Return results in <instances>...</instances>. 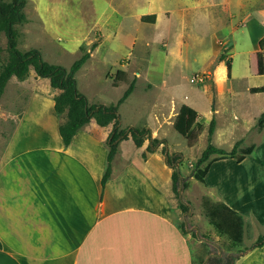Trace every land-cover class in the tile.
Returning a JSON list of instances; mask_svg holds the SVG:
<instances>
[{
    "label": "rangeland",
    "instance_id": "rangeland-1",
    "mask_svg": "<svg viewBox=\"0 0 264 264\" xmlns=\"http://www.w3.org/2000/svg\"><path fill=\"white\" fill-rule=\"evenodd\" d=\"M24 13L26 21L16 26L19 50L37 49L44 61L65 68L80 56V46L89 52L75 77L90 104H115L135 78L133 94L118 108L120 122L124 128H156L157 139H166L164 155L160 149L165 161L180 159L171 167L180 184L178 195L171 191L170 201L186 234L192 263L244 264L241 254L256 234H264V224L254 229L246 225L242 244L233 246L209 224L202 199L240 200L236 182L248 172L261 174L257 167L264 164V132L254 135L253 118L264 105V94L253 95L247 89L264 85V0H26ZM149 14H155L153 24L142 20ZM5 47L0 34L2 58ZM117 70L124 72L121 78H115ZM13 91L9 96L8 89L0 103V133L12 128L27 98L26 88ZM184 97L198 113L189 140L171 125L180 106L188 102ZM153 111L162 114L156 125ZM4 112L12 114L5 121ZM211 119L218 137L223 136V142L216 137L217 145L227 149L243 138L240 147L254 143L259 149L240 167L231 161L215 168L202 184L191 176V165L207 144ZM223 171L225 181L218 177ZM261 258L264 254L256 253L250 264L258 260L264 264Z\"/></svg>",
    "mask_w": 264,
    "mask_h": 264
},
{
    "label": "crops",
    "instance_id": "crops-1",
    "mask_svg": "<svg viewBox=\"0 0 264 264\" xmlns=\"http://www.w3.org/2000/svg\"><path fill=\"white\" fill-rule=\"evenodd\" d=\"M14 88H26L27 98L12 128L0 133V264H193L170 201L172 169L160 154L161 144L143 158L149 140L141 147L130 137L119 142L110 177L102 187L108 154L105 141L112 124L101 127L90 119L64 146L53 100L59 91L30 69L25 80H8L0 103ZM259 94L264 93L253 95ZM183 104L195 110L190 101ZM263 110L264 105L256 112L254 125ZM3 115L5 121L12 114ZM158 115L162 114L153 111L155 125L162 121ZM120 127L124 128L121 122ZM144 127L152 139L158 138L156 128H139ZM263 132L256 128L254 135ZM217 133L214 130L211 142L222 148L224 144H216ZM218 141L223 142L222 134ZM237 141L242 144L243 138ZM235 142L222 149L230 150ZM251 144L254 154L259 146ZM246 158L240 163L233 159L212 163L203 184L215 168L231 161L240 167ZM257 171L261 174L248 172L236 182L240 200L216 198L243 217L244 234L246 225L254 229L264 224V164ZM218 177L225 181L227 174L223 171ZM193 229L196 232V226ZM258 252L264 254V246L246 250L240 262L250 264Z\"/></svg>",
    "mask_w": 264,
    "mask_h": 264
},
{
    "label": "trees",
    "instance_id": "trees-1",
    "mask_svg": "<svg viewBox=\"0 0 264 264\" xmlns=\"http://www.w3.org/2000/svg\"><path fill=\"white\" fill-rule=\"evenodd\" d=\"M25 6L26 0H0V34H3L6 39L5 58L1 57L2 49H0V97L10 78L15 77L17 80L23 81L28 77L29 71L32 69L36 77L48 79L50 87L59 91L53 100L54 110L60 118L58 132L64 146L70 143V140L76 132L85 126L90 119H94L96 124L101 127L112 124V129L105 141L108 154L106 168L101 179L102 187L110 177L111 162L118 151V144L122 140L130 137L136 147H141L146 139L149 140L145 152L142 153L143 158L146 157V152H153L154 147L160 144L162 145L161 151L164 155L166 141L164 139H152L148 128L120 127L118 108L133 92L135 78L131 80L115 104H90L86 96L78 90L75 77L76 72L89 58V52L85 51L82 46L79 47V51L81 52L80 56L73 61L69 68L44 61L41 53L37 49L31 48L26 51L18 49V32L16 26L26 21V15L24 13ZM142 20L144 22L154 23L155 15L144 16ZM95 47L96 45L92 44L91 49ZM229 68V65H227V69ZM123 75V71L117 70L115 78H121ZM116 85V80H114L113 86ZM249 91L252 94L264 93V86L252 87ZM197 118V111L188 105L182 104L175 116L173 128L178 134L189 140L191 139V131L196 124ZM255 126L258 130L264 129V110L257 117ZM214 128L215 121L211 119L207 129V144L199 157L191 165V176L202 184L212 163L224 159H233L236 163H240L251 155L254 150L252 144L247 147H240L241 141L235 142L230 150L216 147L211 142ZM177 159L178 156H174L172 159L166 157V163L172 167L173 162ZM171 180L172 191L178 195L180 181L176 171H172ZM186 187L187 183L183 181L181 188L185 189ZM202 206L204 214L216 234L225 236L231 245L240 246L244 236L243 217L223 202H211L207 198H203ZM180 208L186 210V206L182 203H180ZM180 229L184 231L182 227ZM263 246L264 234H260L243 252ZM213 261L219 263L218 258H213Z\"/></svg>",
    "mask_w": 264,
    "mask_h": 264
},
{
    "label": "water",
    "instance_id": "water-1",
    "mask_svg": "<svg viewBox=\"0 0 264 264\" xmlns=\"http://www.w3.org/2000/svg\"><path fill=\"white\" fill-rule=\"evenodd\" d=\"M177 162V161H176ZM190 210V209H189ZM191 211V210H190ZM190 213V212H189ZM195 235H196V232H195ZM206 241V240H205ZM231 264H233V262H231Z\"/></svg>",
    "mask_w": 264,
    "mask_h": 264
},
{
    "label": "built area",
    "instance_id": "built-area-1",
    "mask_svg": "<svg viewBox=\"0 0 264 264\" xmlns=\"http://www.w3.org/2000/svg\"><path fill=\"white\" fill-rule=\"evenodd\" d=\"M238 24H241V23H238ZM243 25V24H242ZM230 63H231V61H230Z\"/></svg>",
    "mask_w": 264,
    "mask_h": 264
}]
</instances>
